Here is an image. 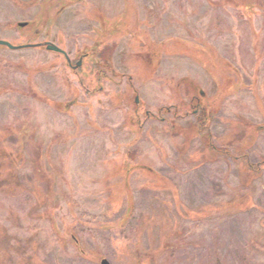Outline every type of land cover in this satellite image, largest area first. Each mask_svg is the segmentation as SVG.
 Returning a JSON list of instances; mask_svg holds the SVG:
<instances>
[{"label": "rangeland", "instance_id": "374dc122", "mask_svg": "<svg viewBox=\"0 0 264 264\" xmlns=\"http://www.w3.org/2000/svg\"><path fill=\"white\" fill-rule=\"evenodd\" d=\"M95 3L105 10L107 27L136 9L144 37L153 43L180 37L192 48L184 54L178 43L167 44L146 72L131 37L114 34L116 75L107 72L94 96L82 93L79 80L88 85L90 62L78 75L62 67L47 73L41 66L61 57L0 49V160L6 163L0 264H100L97 256L111 264H264V163L247 178L230 156L206 148L202 157L196 153L201 143L171 136L169 115L164 122L149 117L137 130L125 83L133 73L134 89L154 112L173 103L170 97L189 100L183 80L211 101L223 92L206 136L218 147L237 136L227 129L236 118L264 125V0H84L47 26L48 37L62 40L71 56L72 40L89 46L99 28V17L87 12ZM37 11L0 0V37L21 43L29 31L9 30L10 23ZM222 74L235 76L221 80ZM200 130L189 137L204 139ZM251 137L250 147L228 150L247 151L257 164L264 158V129ZM177 207L192 220L175 216ZM169 249H176L171 257Z\"/></svg>", "mask_w": 264, "mask_h": 264}, {"label": "flooded vegetation", "instance_id": "af4514ba", "mask_svg": "<svg viewBox=\"0 0 264 264\" xmlns=\"http://www.w3.org/2000/svg\"><path fill=\"white\" fill-rule=\"evenodd\" d=\"M13 4H17L18 7L25 10V7H36L38 9L37 13L34 14L33 18L30 16L28 17H19L16 19V23H10L9 30H15L16 32H27L29 31V34H27V37L25 40H23L21 43L17 42L14 43L13 40H9L4 37H0L2 40H7L8 43L12 47L6 48L7 45L2 46L3 44H0V49L10 51H17L19 50H28L32 49L35 52H40V54L48 53L52 56L58 58L61 57L62 59L60 61H50L49 63L43 64L41 68H43L44 71L47 70V73H50V69L54 68H63L67 69L71 74L78 75L79 73L84 70V68L87 66L88 63V71L89 75H87L85 78L87 79L88 85L84 84L82 79L80 80V85L82 89V93H88V95L94 96L95 92H101L103 90V80L106 78V74L108 72L112 74V76L116 75L115 70H113L112 66V56L115 51L116 46V37L114 34H117L119 37H122L126 34L131 37V47L133 50H136L135 54L136 57L142 58L143 66L145 68V71H148V66L152 68V62L154 60L159 61V55L167 51L166 46L170 43L179 44L183 46V50H181L184 54L189 53L190 47L192 48L191 44H187L182 38L180 37H166L163 40H159L158 42L153 43V41L150 40V38L143 36L142 31L139 29L138 23L136 20L135 15H133L136 12V9H133V12L131 11V15H129L128 11L124 15L126 18H121V13L114 16L117 17L116 21L110 25V27H107V21L105 20V10L98 4H92L91 7L95 8V11H87V12H93L92 14L99 17L98 20L94 23L95 25H98L100 28H95V31L93 32V40L89 46L87 44H80V40L75 37V40L73 41V47H71L72 52L74 51L73 56L70 54V50L65 47L64 43L61 41H58L54 38V36H49L48 27L54 25L55 21L58 20V17L70 6L72 7L81 4L84 0H11ZM108 11V10H107ZM114 12V11H112ZM111 12V13H112ZM24 13V12H23ZM109 13V12H108ZM106 13V14H108ZM113 16V15H112ZM101 18H102V24H101ZM123 19V20H122ZM49 24V25H48ZM140 25V24H139ZM48 26V27H47ZM43 34L42 39H39L38 37ZM78 33L75 32V35ZM73 39V36H71ZM16 41V40H15ZM71 41V39H70ZM69 41V42H70ZM84 43V42H83ZM72 44V42H71ZM138 50H137V49ZM158 64H156L157 67ZM224 65V62H223ZM225 66V71L232 73L233 70H230L229 67ZM143 68V67H142ZM143 68V69H144ZM154 69V68H152ZM60 71H64L60 69ZM46 73V72H45ZM230 73V74H231ZM234 73V71H233ZM235 74V73H234ZM233 74V75H234ZM233 75L228 76L226 74L221 75V80H231ZM133 73L129 74L126 78L125 83H128V89L131 90V94L133 97L131 98V103L127 104L129 108H131V112L134 114V118L136 121L129 120L133 125H137V130H140V126L142 123H144L145 119H148L149 117L154 118L156 120H160L164 122L163 115H169L170 120L167 121L166 119V128L170 129L171 136H184L186 141L192 142L195 144L196 142L201 143V151H198L199 154L204 157V153L206 152V148L208 150L216 151V153H220L221 155H227L229 159L237 160L238 163L241 164V167L239 168L243 173H246V177H252L254 173L260 172L258 165L253 164L250 160L249 156L247 155V151L243 152V154L234 155L231 153L230 150L233 148L234 150L244 148L246 146L250 147L252 140H253V134L260 132L261 129H264V125L259 124H252L247 121H241L242 119L236 118L232 120L230 128H227L229 132L236 134L237 136L230 138V140L221 143L219 147L215 143H210L209 140H207V137L210 138V132L208 131V123L212 121L211 116L213 112H216L215 104L218 102V100L221 99L220 96L224 95V93H218L214 100H208L206 98V95L203 90H200L199 88L194 87L193 84L189 83L187 80H183L185 84L187 85V88L189 89L188 92L185 94L186 97L189 98V100L185 101L183 99L178 98V100H175V97H170L174 102L169 104H163L161 105L155 112L154 110H150L149 108L146 109L143 101L140 100L138 91L134 89L133 85ZM235 76V75H234ZM178 85V84H173ZM73 103V102H72ZM65 108L68 109L69 105H65ZM218 109V108H217ZM264 112V111H263ZM142 113V118H141ZM164 113V114H163ZM172 117V118H171ZM190 117V118H188ZM188 118V120H187ZM181 119L184 121L183 125L176 124V120L181 121ZM239 121L241 123H237L235 121ZM203 132H206V135L204 134V139L200 137V141H198V138L195 137L193 140L189 137V135H192L195 132L201 133V130ZM251 129V130H250ZM250 130V131H248ZM237 132V133H236ZM207 136V137H206ZM240 137V139H239ZM234 139V140H233ZM244 139V141H248L246 145H236V140L240 141ZM246 139V140H245ZM203 142V143H202ZM222 144H224L222 146ZM134 152H131V149L127 151L126 157L127 159H130L131 161L134 158L135 150L132 149ZM205 150V151H204ZM208 153V151H207ZM209 155V153H208ZM260 162H264V158ZM136 163L133 164V166ZM243 165V167H242ZM140 165H136L133 168H136L134 170H138L137 168ZM248 169L251 170V174H248ZM133 170V171H134ZM247 170V171H246ZM256 170V171H255ZM150 173V172H149ZM244 188V186H243ZM245 189V188H244ZM175 199V198H174ZM173 199V201H174ZM179 201V200H178ZM179 209V210H178ZM176 209V215L175 216H186L188 219L192 220V216L189 215L188 210L181 209L178 207ZM198 214V213H196ZM204 216L202 218L207 217V213L203 212ZM201 215V214H200ZM160 216V215H159ZM178 223V218L175 220ZM98 260V256L96 258Z\"/></svg>", "mask_w": 264, "mask_h": 264}, {"label": "trees", "instance_id": "16d2710c", "mask_svg": "<svg viewBox=\"0 0 264 264\" xmlns=\"http://www.w3.org/2000/svg\"><path fill=\"white\" fill-rule=\"evenodd\" d=\"M236 122V124L237 123H241V122H239L238 120L237 121H235ZM10 130H12V128H10V129H3V131L7 134V132L8 131H10ZM9 133V132H8ZM237 133V132H236ZM220 145H221V143H220ZM1 152V151H0ZM5 151H2V153H1V155H0V158L1 157H4V153ZM21 151H20V149L16 146V154H18V153H20ZM131 152H134L132 149H131ZM196 153H198V152H196ZM12 154V152H10L9 153V156ZM199 154V153H198ZM264 162H260V161H258V163L256 164V166L258 165V168H259V170H260V167H259V165H261V164H263ZM264 165V164H263ZM1 167H2V169H5L6 168V163H5V161L4 160H0V178H1V174H2V171H1ZM247 171V170H246ZM251 170H249L248 169V174H251L252 172H250ZM256 171V170H255ZM258 173H254L253 174V176H256ZM2 183L3 182H0V187L2 186ZM245 188V189H244ZM244 188L241 186V187H239V189L240 190H246V191H249L245 186H244ZM248 193H250V192H247L246 194H248ZM240 199H238V203L240 204ZM178 202V201H177ZM181 208H182V206H181ZM177 209H178V207H177ZM184 209V208H183ZM160 214L162 215V213L160 212ZM160 215V216H161ZM136 228V227H135ZM71 240H73V238H72V236H71ZM73 242L75 243V246L77 247V249H78V251H80V252H82L83 253V251L81 250V248L79 247V244L77 243V242H75L74 240H73ZM182 244V243H181ZM178 245H179V242H178ZM177 248V247H176ZM176 251V249L174 250V249H169L168 250V256L169 257H171L174 253L173 252H175ZM148 259V258H147ZM149 260V262H148V264H153V262H152V260H150V259H148Z\"/></svg>", "mask_w": 264, "mask_h": 264}, {"label": "water", "instance_id": "95a60500", "mask_svg": "<svg viewBox=\"0 0 264 264\" xmlns=\"http://www.w3.org/2000/svg\"><path fill=\"white\" fill-rule=\"evenodd\" d=\"M0 44H3V45H7L8 47H12L10 45V43H8L7 41H3V40H0ZM100 264H110L104 257H102V259L100 260L99 262Z\"/></svg>", "mask_w": 264, "mask_h": 264}]
</instances>
